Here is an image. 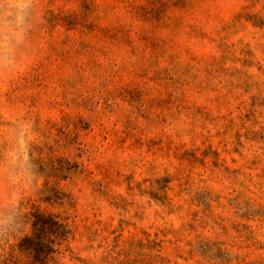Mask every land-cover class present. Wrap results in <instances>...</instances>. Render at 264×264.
Here are the masks:
<instances>
[{
  "label": "rangeland",
  "instance_id": "obj_1",
  "mask_svg": "<svg viewBox=\"0 0 264 264\" xmlns=\"http://www.w3.org/2000/svg\"><path fill=\"white\" fill-rule=\"evenodd\" d=\"M12 3L0 264H264V0Z\"/></svg>",
  "mask_w": 264,
  "mask_h": 264
},
{
  "label": "clouds",
  "instance_id": "obj_2",
  "mask_svg": "<svg viewBox=\"0 0 264 264\" xmlns=\"http://www.w3.org/2000/svg\"><path fill=\"white\" fill-rule=\"evenodd\" d=\"M0 17H14L18 20L21 15L18 8L13 6L12 0H0Z\"/></svg>",
  "mask_w": 264,
  "mask_h": 264
}]
</instances>
